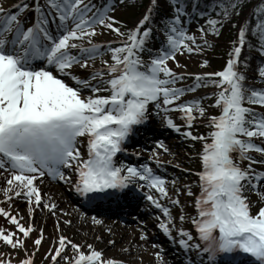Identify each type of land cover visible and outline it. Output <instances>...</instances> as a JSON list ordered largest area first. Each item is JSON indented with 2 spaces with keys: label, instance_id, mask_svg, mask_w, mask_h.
I'll return each instance as SVG.
<instances>
[{
  "label": "snow or ice",
  "instance_id": "6c2138e0",
  "mask_svg": "<svg viewBox=\"0 0 264 264\" xmlns=\"http://www.w3.org/2000/svg\"><path fill=\"white\" fill-rule=\"evenodd\" d=\"M169 3L172 16L163 20L160 30L164 39L155 52L148 45L160 0H150L143 19L127 33L121 32L116 26L120 22L109 14L112 6H97L94 0H34V7L25 0L14 11L0 3V172L8 174L3 189L6 199L0 204L23 198L29 206L54 212L57 206L42 205V194L36 186L45 176L74 184L76 194L89 206L148 189L147 199L167 217V222L161 223L163 232L175 239L170 210L151 194L155 190L160 197L169 198L166 181L148 164L133 166L117 161L118 154L127 151L130 137L148 122L150 106L158 110V115L165 114L167 128L181 133V126L167 116L175 111L182 114L180 119L189 129L181 134L203 142L201 170L195 173L200 193L194 201L196 215L191 217L196 235L179 230V247L185 253L195 252L199 264H264V206L253 213L246 195L255 193L264 205V171L253 167L264 161L249 155L257 152L264 156V146L253 142V138H264V114L245 106L264 107V90L248 88L246 76L239 71L249 24L240 29L223 70L197 75L194 87L178 88L176 84L184 77L178 76L168 62L175 61L177 53L202 50L185 27L184 18L192 11L201 17L205 12L200 11V0H190V7L187 0ZM215 7L220 9L217 15L221 19L209 17L206 23L209 31L218 35V25L222 26L240 5L237 0H220ZM28 11L35 14L34 21L24 15ZM255 15L252 35L259 41L257 51L264 56V5ZM98 28L125 39L119 47L97 44L94 38L102 34ZM199 31L205 33L203 27ZM105 52L110 54V63L101 59V68L90 64ZM90 67L94 70L87 77L76 74V69ZM177 67L182 66L177 63ZM258 75L264 80V66L258 67ZM208 84L218 90L212 107L219 109L220 115L208 117L207 126L212 129L208 136L193 135V122L203 118L207 110L199 99L177 101L186 92ZM81 138L87 139V158L80 151ZM156 146L168 152L163 142ZM244 161H248V167H241ZM64 169L74 170L78 182ZM188 195H194L190 187ZM172 202L180 204L178 198ZM0 216L16 226V231L0 228V242L27 252L19 234L27 238L35 228L25 227L22 216L18 218L4 207H0ZM92 219L96 224L101 222ZM180 219L183 222L185 218ZM43 240L41 232L34 241L37 250ZM69 247L71 257L66 254ZM87 249L61 235L48 255L52 264H121L115 259L105 260L104 253L92 245ZM157 259L163 261L159 254ZM3 264H11V259ZM21 264H34V260L26 258ZM187 264L194 262L188 260Z\"/></svg>",
  "mask_w": 264,
  "mask_h": 264
},
{
  "label": "rangeland",
  "instance_id": "374dc122",
  "mask_svg": "<svg viewBox=\"0 0 264 264\" xmlns=\"http://www.w3.org/2000/svg\"><path fill=\"white\" fill-rule=\"evenodd\" d=\"M12 1L14 0H0V3H3L6 6ZM133 10V8H130L127 4H125V1L120 0L119 4L116 6V10L109 13L117 21L120 22L116 26L120 28L121 32L127 33L128 30L136 27L143 19V16L146 14V11H143V13L141 14H136ZM249 29L251 30L250 25ZM97 31L98 33L102 34H98L94 38V42L97 44L105 45L107 47H119L125 39V37L117 36L114 32L106 29L98 28ZM228 32L229 29H227L226 35L225 33H222L220 37L219 35H202V33H200L197 35L198 39H196V43L200 44L202 50L194 51L191 54L187 52H184V54L177 53L176 60H170L168 62V66L172 68L178 76L184 77L182 81L176 84V87L185 89L194 87L195 85L192 83V80L189 77L215 73L223 70L226 62L230 58V53H232L234 45H236L239 37L238 32L237 34H235L237 35L235 36L237 37L236 40H229ZM193 33L194 29L189 31L190 35H193ZM205 41H207V44H205ZM101 59L107 60L109 61V63L111 62L110 54L105 52L102 57H98L95 61L90 62V64L94 63L96 68H101L103 67V65L101 64ZM205 61L207 62V66H202L205 64ZM177 63L182 67H177ZM93 70L94 69L90 67L87 70L76 69L75 71L77 75L83 78L87 77ZM255 85L261 86L258 82H256ZM206 93L207 91L205 89L197 87L195 91L186 92V94L181 97V100L177 101V103H180L199 99L201 100V106L207 110L203 118L197 117V119L193 122V126L190 129L193 135L205 136L202 133V131H205L204 129H206V126L203 124V122H206L208 120V117L213 115L212 112L216 110L215 107H212L214 103V97H212L210 94L206 95ZM249 106L253 107L256 110L264 111V107H261L259 105ZM181 115V113L175 111L167 113V116L172 118L176 123L180 122L181 127L187 128L185 126V121L180 119ZM163 116V112L159 113L160 118H163ZM172 135L173 136L171 139H161L156 141L153 147L149 151H147V157L149 161L153 162V164L162 163V166L169 167V169L172 171L171 173L177 171L184 174V177H186L178 179L174 177L173 174L171 176L172 179L169 177L168 179H170V181L166 183L169 198L165 199L163 197H160V194H158L160 201L162 200V204H165L164 206L170 210L171 216L175 220V225L172 226H179L180 224L184 225V223L181 222L180 218L181 216L187 218L188 208L195 199L193 198V196L188 195L189 187L191 188V178L187 176V172L194 170L195 167L198 166L197 162H200L199 154L202 152L203 146L201 149V141H192L190 139H186L184 136L180 137V135L178 136L174 133H172ZM81 139L82 146H86L87 139ZM157 142H163L164 146L167 147L168 152H164L163 149L157 148ZM195 149L199 150L200 153L193 154V151ZM243 165L244 167H248V161H244ZM0 174L4 175H0V201H3L6 199L3 189L7 187V185L5 184V177L7 175H5L4 173ZM172 180L176 181L174 185L171 182ZM45 182L46 181H40L39 183L42 185H47ZM54 187L61 197V204L63 203L67 207V210L71 213V217L70 215H68L69 212L66 211V208L60 209L61 204H59V202L56 203V197L53 194L50 196V193H45L44 195H42V205L56 203L55 205L57 206V209L54 212L49 211L47 207L43 206L36 207L34 204L29 206L23 198L14 197L12 201L0 204V206L11 211L13 215H17L18 218L22 216L23 219L21 223H23L25 227L35 228V231L32 232L31 235L27 238L23 237L22 234H19L21 240L25 245V248L27 249V252L19 248L14 250L10 246L3 244V242L1 243L0 264H3V262L9 259H11V264H21L24 259L30 258V256L36 257L37 260L35 264H52L51 257L48 255V253L50 252V250H52L53 245L57 243L58 238L61 235L67 237L78 245L84 246L85 251L88 250V245L94 246L98 251H104V253L107 255V257L104 256L105 260L115 259L121 262V264L161 263L155 255L158 254V251L153 249V247L150 246V243H148L147 240L145 241V239L135 238L133 236L134 230L131 229L132 227L127 230V233L125 234V240L127 239V242L124 241L123 243L129 245L128 247H131L132 244H135L136 246L138 243L139 248L137 250H134L132 248V251H115L116 246H120V242L117 239L118 237L115 235L114 239H116L117 241L115 240L112 244H110L109 241H113V237L107 240L106 243H104V241H100V238L102 236H105L107 238L108 236H110L107 229H104V223H94L93 220L87 216V213L83 212V210H81L79 206H77V204H75L71 200L72 198L70 197L67 190L61 189L57 186ZM246 194L252 201L255 211L259 207L264 206L262 205L260 198L255 193L250 191ZM177 198L180 200L179 205L173 204L172 202ZM30 207L34 208V211H30ZM65 213H67V215H65ZM76 218L77 220H75ZM84 218L86 220H84ZM65 221H70L74 223V225H72L71 223H65ZM111 225H113L112 222ZM0 228H8L12 231H16V226L8 223L4 217L0 219ZM109 231L111 232V230ZM41 232H43L44 234V241L37 250V246L34 244V241L35 239L40 238ZM111 233L113 234V232ZM145 236L147 237L148 235ZM128 247L126 248L128 249ZM33 253L35 254L34 256L32 255ZM66 254L69 257L73 255L70 247ZM60 264H64V262L61 261Z\"/></svg>",
  "mask_w": 264,
  "mask_h": 264
},
{
  "label": "trees",
  "instance_id": "16d2710c",
  "mask_svg": "<svg viewBox=\"0 0 264 264\" xmlns=\"http://www.w3.org/2000/svg\"><path fill=\"white\" fill-rule=\"evenodd\" d=\"M187 2H190V0H187ZM219 2L220 0H200V10L205 12V15L211 14L212 12L218 13L220 12V9L215 6ZM223 2L228 3V0H223ZM148 3H149V0H141V7L138 11L140 12V10ZM237 3L240 5V7L237 10H235V13H233L230 16V18L224 20L222 26L219 25L218 27L221 33L227 32V29H229V32H228L229 40H232V41L237 39V37H235L237 35L235 34L240 32V29L246 23L250 25L251 29L255 28V25L257 23V17L255 15L256 10L258 7L264 5V0H237ZM161 4L163 7L162 13L169 14L170 10L172 9L169 3V0H162ZM158 16L161 17L162 14ZM258 47H259L258 39L254 35H252V33L250 35L247 34V44L245 47V53L248 54L247 56L248 58H247L246 64H249L248 67L251 69H247L248 70L247 73H244L245 76L252 75L250 73L254 72L252 70L253 66L254 68L257 69L255 70L258 71V67H260L261 63H264V56H262L260 52L257 51ZM207 87H212V85L208 84Z\"/></svg>",
  "mask_w": 264,
  "mask_h": 264
},
{
  "label": "bare ground",
  "instance_id": "6f19581e",
  "mask_svg": "<svg viewBox=\"0 0 264 264\" xmlns=\"http://www.w3.org/2000/svg\"><path fill=\"white\" fill-rule=\"evenodd\" d=\"M19 1H21V0H14V1H12L11 3H9V4H7V6H5V7H7V8H10V7H12V6H14L15 4H17ZM38 188H39V190H40V192H43V193H46V194H49L50 196L53 194L56 198V203L57 202H59V204H61V202H62V200H61V197H60V195H59V193H58V191H55V190H52L49 186H46L45 184L44 185H39L38 186ZM54 200V199H53ZM58 200V201H57ZM61 208L60 209H64V208H66V211H68L67 210V207L62 203L61 205ZM69 212V211H68ZM68 215H70V217H71V213L69 212L68 213ZM75 220H77V218L75 219ZM84 220H86L85 218H84ZM71 224L72 225H74V223H72L71 222ZM105 230L107 229L106 228V226H105V228H104ZM110 230V229H109ZM108 229H107V231L109 232V235L110 236H108V238L107 237H105V236H102L101 238H100V241H104V243H106L107 242V240H109L110 238H112L113 237V241H115L116 239H114V237L115 236H117L118 238V241L120 242V246H116V248H115V251H118V250H122L123 252L124 251H129V250H131L132 248L134 249V250H137V245L135 246V244H132L131 245V247H128L129 245H127V244H124L123 242L124 241H126L127 242V239L125 240V236L123 235L124 233H123V231H121L120 229H118L117 231L118 232H116V233H114L113 232V234L109 231ZM115 235V236H114ZM124 236V237H123ZM117 241V240H116ZM126 247H128V249L126 248ZM132 251V250H131ZM103 253H104V251H103ZM104 256L105 257H107V255L104 253Z\"/></svg>",
  "mask_w": 264,
  "mask_h": 264
}]
</instances>
